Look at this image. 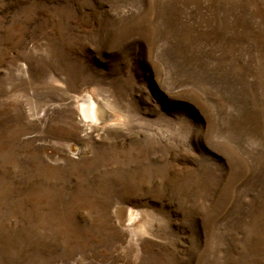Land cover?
<instances>
[{
	"label": "rangeland",
	"instance_id": "obj_1",
	"mask_svg": "<svg viewBox=\"0 0 264 264\" xmlns=\"http://www.w3.org/2000/svg\"><path fill=\"white\" fill-rule=\"evenodd\" d=\"M0 264H264V0H0Z\"/></svg>",
	"mask_w": 264,
	"mask_h": 264
},
{
	"label": "bare ground",
	"instance_id": "obj_2",
	"mask_svg": "<svg viewBox=\"0 0 264 264\" xmlns=\"http://www.w3.org/2000/svg\"><path fill=\"white\" fill-rule=\"evenodd\" d=\"M92 100H93V98H92ZM86 105V106H85ZM99 105V104H98ZM103 106V105H102ZM101 106V107H102ZM99 107V106H98ZM97 107V105L95 104V103H91V102H86L85 104H84V116L86 117V118H91V119H94L95 121L96 120H100L102 117H103V112L101 111V109H99ZM112 108V107H111ZM111 110V109H110ZM107 113H108V110H107ZM110 119V118H109ZM103 121V120H102ZM94 123V122H93ZM108 123V122H107ZM134 213V212H133ZM132 220V222L133 221H135L133 218H132V216H131V219H130V221ZM127 221V220H126ZM129 221V222H130ZM127 224V223H126ZM133 230H136V229H139V228H143L144 227V223H141V221H140V223H135V224H132V223H130V225H129Z\"/></svg>",
	"mask_w": 264,
	"mask_h": 264
}]
</instances>
